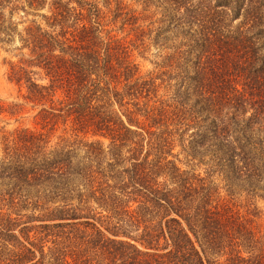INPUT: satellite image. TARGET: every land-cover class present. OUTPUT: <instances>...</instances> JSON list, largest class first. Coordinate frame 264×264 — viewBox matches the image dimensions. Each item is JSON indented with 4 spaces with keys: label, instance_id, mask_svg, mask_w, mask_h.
<instances>
[{
    "label": "trees",
    "instance_id": "obj_1",
    "mask_svg": "<svg viewBox=\"0 0 264 264\" xmlns=\"http://www.w3.org/2000/svg\"><path fill=\"white\" fill-rule=\"evenodd\" d=\"M157 1L0 0V41L22 43L8 79L36 111L0 141V264H264L238 208L264 201V0H217L243 16L231 36L210 0ZM27 8L48 14L19 32ZM156 40L172 53L142 73L133 46ZM24 103L0 99V117Z\"/></svg>",
    "mask_w": 264,
    "mask_h": 264
},
{
    "label": "rangeland",
    "instance_id": "obj_2",
    "mask_svg": "<svg viewBox=\"0 0 264 264\" xmlns=\"http://www.w3.org/2000/svg\"><path fill=\"white\" fill-rule=\"evenodd\" d=\"M128 5L131 7H134L135 9L141 11L143 8L146 7V2L144 0H125ZM193 1V0H192ZM153 4L161 5L162 1H157L153 0ZM217 4V0H210L209 4L212 8V15L214 14L215 16V22L216 25L218 26V31L221 32L227 36L233 35V31L235 30V27L243 20V16L241 15L239 18L235 20H230L231 18V11L228 7H216L215 5ZM214 6V7H213ZM149 13L154 14L155 18L160 17L161 15L156 12L155 9H157L155 6L150 5L148 7ZM27 10L30 12V14L25 15L26 13L24 11H19L17 14L14 15V20L15 22L18 23V31L21 32L23 31V28L29 23V21L33 18L37 19L39 22H43V17L41 15L43 14H48L47 8H44L36 13V15H33L32 13L34 12L32 8H27ZM218 11L214 12V11ZM221 11H224L223 13H220ZM226 12L229 14L227 15ZM243 13V11H242ZM221 15L223 17L221 18ZM180 16V15H179ZM178 16V17H179ZM173 18H168L171 20V22H175L177 19V14L173 12ZM220 19V21H217V19ZM167 19V20H168ZM167 20H165L163 25H168ZM184 24V22L182 23ZM158 25H161L160 23H156L155 27ZM182 26H185L186 29H174L173 33H170L169 36L174 38V35H181V31H189L187 30L188 25L184 24ZM221 28H220V27ZM193 29L196 31L198 34L199 30L201 27L196 23L193 26ZM116 34L119 36H125L127 35V31H122L119 29L114 30ZM195 34V32H194ZM187 35V34H186ZM131 37H134L132 34ZM146 44L149 43V40H145ZM158 43V40L156 42L150 41V44L148 47L144 50L143 47L137 43V46H133V52H132V59L137 63L140 67V70L142 73H148L150 71H159L160 69H165L161 67V62L163 60V57L167 54L172 53V49H164L162 46H160ZM22 45L19 36L17 33L12 35L10 39L7 36H2V40L0 41V99L6 103H24V100L22 97L19 95L18 91V86L15 85L14 83L10 82L8 79V71L10 68L11 63L18 62V59L20 57L18 48ZM26 51V50H25ZM162 55H164L162 57ZM176 80H172V84H175ZM177 88L176 86H173L168 92H166L165 97H171L173 96L175 89ZM178 88L182 89L181 85H178ZM163 93V90H161V94ZM36 114V111L31 109L30 105H27L24 103L23 105V110L20 115L10 117V116H2L0 117V141L2 139L3 134L14 130L17 127H30V128H35L36 123L34 121V115ZM62 134V128H59L56 131L50 132L51 137L56 140L57 137ZM107 141V140H106ZM174 153L176 156H172L171 158L175 159L177 164L182 168L186 170H196L204 173L205 168L204 165L201 164L198 160L192 159L187 153L183 152L181 150V147H176L174 150ZM242 199H238L239 203H242V206H239V211L241 214L248 216L253 220L252 225L257 228V229H264V201L263 200H253L252 202L254 204H251L249 210H254L256 211V215H254L252 212L247 211V204H248V199L245 197H241ZM255 207V208H254ZM51 245V244H49ZM75 251L81 252L79 248H74ZM91 256H96L98 253L97 252H87ZM99 255V254H98ZM209 256H211V253H209ZM69 261H72L73 259L69 256L68 257ZM101 260V258H99Z\"/></svg>",
    "mask_w": 264,
    "mask_h": 264
}]
</instances>
